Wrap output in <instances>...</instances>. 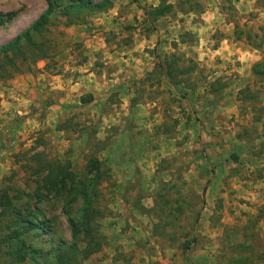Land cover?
Wrapping results in <instances>:
<instances>
[{
	"label": "rangeland",
	"instance_id": "1",
	"mask_svg": "<svg viewBox=\"0 0 264 264\" xmlns=\"http://www.w3.org/2000/svg\"><path fill=\"white\" fill-rule=\"evenodd\" d=\"M157 1L76 13L59 0L34 36L45 58L30 53L0 75V190H33L48 161L88 179L96 160L99 250L77 264H264V0ZM48 2L0 0V46ZM159 6L163 15L148 17ZM73 65L115 85L98 105L51 116L47 82ZM66 200L45 196L49 232L24 236L42 264L71 243ZM79 206L70 207L76 221ZM11 230L0 217V264H18L6 254L18 246Z\"/></svg>",
	"mask_w": 264,
	"mask_h": 264
},
{
	"label": "trees",
	"instance_id": "2",
	"mask_svg": "<svg viewBox=\"0 0 264 264\" xmlns=\"http://www.w3.org/2000/svg\"><path fill=\"white\" fill-rule=\"evenodd\" d=\"M73 5L69 8L76 13L83 10L91 12H103L111 5V0H102L92 3V0H71ZM48 9L42 14L29 28L21 32L15 39L0 46V75L11 77L8 69L18 70L15 59L26 61L30 53L36 52L39 57L45 58L44 50L41 44L34 41V36L41 35L48 23L49 15L53 12L59 0H49ZM165 9H170L167 6ZM164 8L159 6L151 13L147 12L148 17H158L163 15ZM264 40V39H263ZM263 43V41H262ZM168 75V74H165ZM178 91V90H176ZM81 103L87 104L91 101L89 98L81 97ZM42 177L36 180L35 188L31 191L17 189L10 192L8 189L0 190V217L9 220V226L12 228L8 234L10 241L16 242V248L10 247L6 254L12 259L13 263L21 264L30 260L33 264H42L38 261L39 253H36L26 242L24 236L32 231L47 234L49 232V223L39 212V204L45 196L59 195L67 197L63 207V213L71 232V243L68 246L59 244L50 248L54 254L55 264H77V255L84 257L91 255L99 250V244L94 237L93 223L98 216L99 211L94 207L96 198V183L99 176V163L94 160L91 162L90 173H94L91 178L78 180L70 171L66 164L60 162H44L37 170ZM80 201L78 208L79 220L76 221L70 207ZM23 203V205H20ZM82 240H78L80 235ZM84 243L83 250L78 249V243ZM189 244L185 247L188 249Z\"/></svg>",
	"mask_w": 264,
	"mask_h": 264
},
{
	"label": "crops",
	"instance_id": "3",
	"mask_svg": "<svg viewBox=\"0 0 264 264\" xmlns=\"http://www.w3.org/2000/svg\"><path fill=\"white\" fill-rule=\"evenodd\" d=\"M143 1L144 4H147L148 6H152V7H156L159 4L157 0H152V2L151 0H143ZM131 61H133V63L135 62L136 64L138 63L137 59H132ZM108 63L110 62H107L105 64ZM66 69L67 72L66 74L63 75L64 79L58 81L50 80L49 82H47L49 85V92H51L52 95L48 92L47 96L51 97V99L48 98H43V99L45 101L44 102L45 108H47L48 110L53 108V110H50L51 116L54 114L53 111L55 112L58 111V108L60 109L59 114H61L63 109L66 110L67 108H71L72 106L83 105L80 99L85 95H88L87 98L91 99L88 105H98L99 102H97V100L99 99V97L105 96L106 93L109 94L112 89L111 87H114L116 82V79H111V80L109 78L105 79V75L103 76L95 75L94 72H92V70L90 69L88 70L89 72L80 75L79 72H81L82 70L79 69L78 65L77 68L75 65H73V67L71 68H68L67 66ZM73 71L75 72L73 73ZM125 73L126 76L128 75L130 77L133 72L130 73L125 72ZM71 74H74V76L77 74L75 80L73 79L74 78L73 75H72L73 78H71ZM113 77H115V73H113ZM20 81L21 79L15 80L14 82L15 86L19 87V85L22 84L20 83ZM57 89L59 90V92H57ZM37 97L41 98L42 96L39 94ZM38 104L40 103L38 102Z\"/></svg>",
	"mask_w": 264,
	"mask_h": 264
}]
</instances>
